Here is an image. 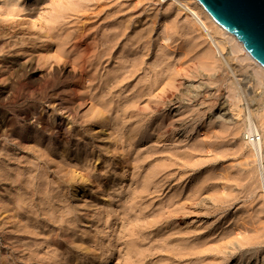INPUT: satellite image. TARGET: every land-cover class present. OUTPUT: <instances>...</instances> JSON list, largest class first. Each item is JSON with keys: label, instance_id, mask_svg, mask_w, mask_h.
I'll list each match as a JSON object with an SVG mask.
<instances>
[{"label": "rangeland", "instance_id": "1", "mask_svg": "<svg viewBox=\"0 0 264 264\" xmlns=\"http://www.w3.org/2000/svg\"><path fill=\"white\" fill-rule=\"evenodd\" d=\"M165 6L160 0H0V176H2L0 178V192L2 191L0 203L7 198L12 204L8 215L5 212L4 218L1 214L4 211L0 210V264L48 263L45 260L46 256L52 255V252H50L51 248H47L48 246L45 244L73 248V253L78 255H72V253L67 255V258L71 260L70 264H86L85 261L88 258L79 255L81 254V244H116V250L113 251L114 259H116L115 256H122V251L119 253V250H123L121 244L124 243L143 244L148 251L158 245L157 248H154L156 250L154 252L152 249L151 252L145 250L146 259L143 264H148L149 260L166 258L168 250L172 251V248L178 251V247L169 245L178 244L174 241L177 236H173L176 233L182 235L179 238L187 239L191 236V240L184 242V244L187 243L186 245L195 240L193 242H196L197 246L196 237L198 236L197 240H200V244L203 245L205 242L201 241H206L205 246L212 245L209 246L212 252L210 251V253L206 246L203 250H208L203 251L202 255L196 254L190 256V259L187 258L186 262L183 260L184 262L175 264H200V259L203 262L201 264H205L206 261L208 263L209 260V264L213 262L214 264H264V225H261L264 223V201L262 200L264 197L259 195L260 192L256 189L257 185H254L256 183L255 175L248 148L244 147L239 150L238 147L242 144L243 122L246 115L251 113L253 116L251 119L254 122L264 119V87L255 83L256 74L252 64L244 59L242 53L234 50L233 44L228 40L224 42L222 53H210L211 60L207 61L201 53L205 45L198 39L197 32L185 27L182 15L176 19L174 15H165ZM126 28L127 30H125ZM46 32H48L47 35L49 33L52 35L53 41L60 42L62 51L45 45V42L48 43V39H43L47 36ZM82 32L88 33L82 34ZM139 34L143 35L139 36ZM81 35L82 38H80ZM129 37H133L136 42L132 38L130 41ZM136 38H139V41ZM75 41H80L81 44L79 42L76 44ZM85 42L87 43L85 44ZM84 50L87 51L84 52ZM89 50L92 54L95 51L94 54L98 57L102 55L99 60L96 57L97 63L93 64L95 68L93 65V67H89L85 64L87 60L93 61L90 53L87 54L90 52ZM94 54L93 56H95ZM136 57L140 59L136 60ZM83 58L87 60L85 61ZM133 58L137 62L132 61ZM140 61L141 63H138ZM133 62L137 63L139 68L137 65L134 67ZM119 65L125 67L127 73ZM128 65L138 69L133 68L130 73L132 69H129ZM153 65L154 67H151ZM87 67L93 70L94 76ZM83 68L86 69L83 70ZM110 68L113 69L110 70ZM109 70L112 74L109 73ZM113 71L120 73L115 72L114 74ZM90 74L96 82L86 84L85 77H90ZM129 77L131 78L129 79ZM113 78L120 81L115 84ZM231 84L235 94L234 98L230 97L228 89ZM144 92L146 96H144ZM100 99L107 102L110 107L120 106V110L124 109L123 112L130 110L128 113L133 115V119L127 121L125 127L131 128L132 123L137 119L135 126L138 125L137 127L142 129L140 136H135L129 144L127 143L129 135L127 136L128 133L123 132V137H126L122 140L124 143H120L121 145L119 144L116 149L110 143V138L106 137V133L96 138V134L101 128L96 123L89 124L88 117H90L91 113L89 114V112L92 108L90 104L98 105ZM110 102L114 105L109 104ZM122 103L127 104L125 106ZM131 103H136V106L133 105V107L130 105ZM130 106L137 110H133ZM235 109L237 110L234 111ZM121 114L120 111L119 115L121 116ZM134 115L139 116L135 118ZM216 115H219V119ZM87 124L92 126H87ZM153 125L159 129H155ZM110 126L108 125L105 130ZM144 133V140H141V135ZM80 135H84L89 141L91 140L90 142H93L90 153L80 158L86 167L80 164V161H70V157L74 154L72 150L76 145H85L86 143L81 140ZM106 142L107 147L101 149L100 146ZM131 147L139 149L137 155L128 150ZM262 148L264 149V145ZM121 150H124L122 151L124 154ZM133 153L134 156H132ZM38 156L43 158L37 159ZM131 158L132 160L129 161ZM135 159L140 162L137 164ZM131 163L132 165L136 164L133 167ZM80 167L84 169L83 174L78 171ZM77 168L79 169L77 170ZM165 172L167 174H164ZM3 173L5 174L3 175ZM7 177L10 179L13 177L12 181L4 182L3 180L8 179ZM110 177L111 182L108 184ZM142 177L144 178L142 179ZM145 178L148 180H144ZM14 179L17 180L14 181ZM200 180L204 183L201 182L203 186L198 187L197 190L204 187L202 189L204 192H201L202 194L196 193L197 190L194 191L195 193L192 192L193 184ZM252 180L255 182L254 184ZM198 182L195 184V189L200 184ZM141 183L143 186L140 185ZM146 183L149 187L145 185ZM189 183L190 185H188ZM191 184L193 187H190ZM250 184H252L251 187ZM139 185L142 187H138ZM144 186L146 191L143 190ZM166 186L167 190H165ZM186 186L189 187V190ZM80 187H84V191L80 192ZM176 187L178 190L181 187V190L178 191ZM106 188L109 192L104 193ZM51 189L54 190V193L50 192ZM133 189L138 190L135 194L139 193L138 200H134V205L127 203L128 197L133 194ZM173 190L182 194L178 195L179 198L177 197L180 202L178 200L175 202L176 198L174 197L177 193H174ZM211 191L214 193L212 194ZM11 193L12 196L15 193L14 197L11 196ZM59 193L63 194L62 197ZM167 194H170V197L174 199L169 198V200ZM173 194L175 195L173 196ZM187 195L192 197L196 195L200 198H193L196 200V203L195 200L193 203L192 197L187 198ZM54 196L59 200H54ZM44 198L48 200H46L47 203ZM49 198L51 199L49 200ZM183 198L188 201L181 202ZM22 200L24 204H22ZM38 201H41V204ZM49 201H52V204L58 202L56 210L53 207L56 205H52ZM59 201L63 205L61 210ZM163 201L168 202V206H171V202L174 201L176 208L184 205L186 211L183 215L178 214L176 218L173 217V220H176L174 225L165 222L163 227L156 225V228L148 229L147 224L153 223L152 218L156 219L159 216L160 208L163 213L168 211L165 209H169V207ZM178 202L180 204L177 207ZM186 202H188L187 205H185ZM111 205L127 208L130 205H133V208L135 206L133 212L127 214L134 221V225H138V230L130 229L128 221L122 219L120 216L121 213H124L122 209H116L119 212L108 210V212L114 213L107 217L104 214L107 211L105 207ZM139 206L142 207L140 210H138ZM21 207L24 208L23 214L20 213L23 209ZM62 210L65 216L61 213V215L56 214ZM136 211L138 214H135ZM52 214L54 218L57 215L62 220L54 219ZM118 215L119 218L115 220ZM141 217L145 219L139 220L142 219ZM164 217L165 215L159 216L161 218H158L159 221H164ZM147 219L149 223L146 221ZM259 221L262 222L260 223V227L263 228L261 230L258 229L259 225L256 226ZM235 222L234 227L233 223ZM143 223L147 230L139 231V228L143 227ZM121 225H125L123 233ZM169 228L176 229L170 231ZM161 229L165 231L162 232ZM234 229L236 232L240 230L239 233L242 235H239H241L242 241H238L239 236V238H235L238 233ZM180 231H182L181 234H178ZM159 232L161 233L159 234ZM165 232L169 235L172 234L175 239L172 240L173 237L170 238ZM183 232L188 233L189 236ZM221 232L222 235L224 234L223 236L227 235L226 238L224 237L225 239L233 236L232 239L224 240ZM257 233L261 235L257 236ZM128 234L132 235V238H126ZM163 235H166L164 237L167 238L161 237ZM140 236L141 239H139ZM157 236L158 239L163 238L164 243L159 241L161 239L157 240ZM244 237L253 239L250 242H248L249 240L245 241L244 244ZM129 239L132 243L127 242ZM217 239L222 242V245L218 243L220 248L217 247ZM145 244H149V246L146 247ZM159 246L161 251L162 247H167L163 250L165 254L163 251L161 253L157 250ZM169 247L171 248L169 249ZM202 247L204 246L199 248L202 250ZM214 250L216 252H213ZM148 255H151L152 259H149ZM119 259L110 260L107 264H120L125 260L123 256ZM161 259L159 262L163 261ZM157 260L154 261L158 262ZM164 260L166 261V259ZM62 262L65 263V261ZM168 262L162 263L170 264Z\"/></svg>", "mask_w": 264, "mask_h": 264}, {"label": "bare ground", "instance_id": "2", "mask_svg": "<svg viewBox=\"0 0 264 264\" xmlns=\"http://www.w3.org/2000/svg\"><path fill=\"white\" fill-rule=\"evenodd\" d=\"M160 2L162 3V5H166L164 8L166 9L164 12V14L166 15V14H170L171 16L172 15H174V18L176 19L179 15H182L183 16V23L185 24V27H187L188 29H190L191 31L193 30L195 33L197 32V36H198V39H200V41H201V43L203 44V45H205L203 48H202V55H203V57L207 60V61H209V60H211V57H210V53H212V52H215L216 54H220V53H222V51L224 50V42H225V40H228V41H230V43H232L233 44V49L234 50H237L238 52H240V53H242L243 54V56H244V59L246 60V61H249L251 64H252V67L254 68V70H255V74H256V76H255V83H258V84H261L263 87H264V68L262 67V66H260L258 63H256L252 58H250L246 53H245V51L241 48V44L232 36V35H230V34H228L224 29H222L218 24H216L207 14H206V12L198 5V3L195 1V0H160ZM129 24V23H128ZM126 26V25H125ZM84 29V28H83ZM81 30V29H80ZM125 30H127V28L125 29ZM82 31V30H81ZM47 33L48 32H46V35H47ZM84 32H82V34H83ZM85 33H88V32H85ZM84 33V34H85ZM110 34V33H109ZM123 34H125V33H123ZM136 34V33H135ZM87 35V34H86ZM108 35V34H107ZM111 35V34H110ZM138 35V34H137ZM141 35H143V34H141ZM140 34H139V36H141ZM85 36V35H84ZM138 36V37H139ZM43 37H44V34H43ZM112 37V36H111ZM126 37V36H125ZM134 37V36H133ZM133 37H131L132 39H133ZM80 38H82V35H81V37ZM80 38H79V40H80ZM131 38L129 37V39H130V41H131ZM135 38V37H134ZM142 38V37H141ZM146 38V37H145ZM43 39H48V43L47 42H45L46 44V46L47 47H49V48H52V49H54V50H61L62 51V49L63 48H61V44H60V42H58V43H56L55 41H53V37H52V35L49 33L47 36H45V38H43ZM86 39V38H85ZM116 39H117V35H116ZM115 39V40H116ZM128 40V38H125V40ZM136 39H138L137 41H139V38H136ZM83 40H84V38H83ZM134 40V39H133ZM140 40H142V39H140ZM86 41V40H85ZM93 41V40H92ZM95 41V40H94ZM93 41V42H94ZM129 41V42H130ZM80 43L81 44V42L80 41H75V43L77 44V43ZM83 42V41H82ZM134 42H136L135 40H134ZM84 43V42H83ZM87 42H85V44H86ZM110 43V42H109ZM126 43V42H125ZM130 43H132V42H130ZM139 43V42H138ZM200 43V44H201ZM99 44V43H98ZM129 44V43H128ZM201 44V45H202ZM75 45V44H74ZM102 45V44H101ZM123 45V44H122ZM146 45V44H145ZM45 46V47H46ZM85 46V45H84ZM83 46V47H84ZM88 46V45H87ZM93 46V45H92ZM104 46V45H103ZM125 46V45H124ZM123 46V47H124ZM128 46H130V45H128ZM65 47V46H64ZM72 47V46H71ZM88 47H90V46H88ZM88 47H86L87 49H88ZM122 47V48H123ZM136 47H137V45H136ZM136 47H135V49H136ZM76 48V47H75ZM85 48V49H86ZM97 48V47H96ZM104 48V47H103ZM106 48V47H105ZM129 48V47H128ZM139 49H141V48H139ZM138 49V50H139ZM69 50V49H68ZM71 50V49H70ZM93 50V49H92ZM110 50V49H109ZM85 51H87V50H84V52ZM90 52H88L87 54L89 55V53H90V57H92L93 58V61L91 60V62H89L87 59H84L85 61L87 60V62L85 63V64H87L89 67H93L94 65V63L97 61V60H95L96 59V57H98V56H96L94 53H95V51H93L94 53V55L95 56H93V54L91 53V50H89ZM103 51H105L104 49H103ZM131 51V50H130ZM134 51V50H133ZM69 52V51H68ZM75 52V51H74ZM102 52V51H101ZM119 52V51H118ZM141 52V51H140ZM108 53V52H107ZM120 53H121V51H120ZM77 54V53H76ZM86 54V55H87ZM103 54V53H102ZM110 54V53H109ZM119 54V53H118ZM87 55V56H88ZM104 55V54H103ZM105 55H106V53H105ZM142 55V54H141ZM102 56V55H101ZM101 56H99L100 58H101ZM112 56V55H111ZM118 57L120 56V55H117ZM125 56V55H124ZM86 57V56H85ZM98 57V60L100 59ZM104 57V56H103ZM107 57H108V54H107ZM126 57V56H125ZM134 57V56H133ZM77 58H79V57H77ZM76 58V59H77ZM89 58V57H88ZM91 58V59H92ZM112 58V57H111ZM117 58V57H116ZM115 58V59H116ZM128 58V57H127ZM127 58H125V59H127ZM135 58V57H134ZM132 59V61H134L135 59ZM75 59V60H76ZM119 59H121V58H119ZM124 59V58H123ZM128 59H131V58H128ZM138 59H140V58H137L136 57V60H138ZM77 60H79V59H77ZM76 60V61H77ZM117 60V59H116ZM80 61V60H79ZM114 61V60H113ZM120 62H121V60H119ZM119 61H117V62H119ZM125 61V60H124ZM126 61H128L129 62V60H126ZM213 61V60H212ZM211 61V62H212ZM116 62V63H117ZM119 62V63H120ZM123 62V61H122ZM127 62V63H128ZM130 62H131V60H130ZM134 62H137V61H134ZM134 62H133V64H134ZM82 63H83V61H82ZM97 63V62H96ZM118 63V64H119ZM125 62H123V64H124ZM138 63H141V61L140 62H138ZM121 64V63H120ZM122 64V65H123ZM126 64V63H125ZM124 64V65H125ZM130 64V63H129ZM132 64V63H131ZM130 64V65H131ZM209 64V63H208ZM212 64H213V62H212ZM80 65V64H79ZM83 65H84V63H83ZM93 65V66H92ZM117 65V64H116ZM135 65H137V63L136 64H134V67H135ZM81 66V65H80ZM120 67H123V66H121V65H119ZM126 66H127V64H126ZM129 66V65H128ZM140 66V65H139ZM83 67V66H82ZM89 67H87L89 70H91ZM107 67V66H106ZM116 67V66H115ZM130 68L129 69H132L131 71H130V73L133 71V65H132V67L133 68H131V66H129ZM137 67H138V65H137ZM134 68V69H138V68ZM151 67H154V65L153 66H151ZM78 68H80L79 66H78ZM94 68H95V66H94ZM97 68V67H96ZM100 68V67H99ZM86 68H83V70H85ZM111 69H113V68H110V70ZM165 69V68H164ZM167 69V68H166ZM77 70H79V69H77ZM81 70V69H80ZM82 70V71H83ZM102 70V69H101ZM109 70V71H110ZM125 70V72H126V70L127 69H125V67H123V71ZM93 70H91V72H92ZM119 71H120V69H119ZM119 71H113L114 72V74H115V72L117 73H120ZM129 71V70H128ZM164 71V70H163ZM167 71V70H166ZM165 71V72H166ZM169 71V70H168ZM137 72V71H136ZM109 73H111L112 74V72L110 71ZM117 73V74H118ZM124 73V72H123ZM127 73V72H126ZM86 74V73H85ZM87 74H88V71H87ZM92 74H93V76H94V74L95 73H93L92 72ZM92 74H90V77L88 76V77H85L87 80V83L86 84H88V83H90V84H92V83H94V82H96L95 80H94V77L93 76H91ZM96 74H98V73H96ZM105 74V73H104ZM110 74V75H111ZM133 75V74H132ZM96 76H98V75H96ZM108 76H109V74H108ZM126 76V75H125ZM128 76V75H127ZM170 76V75H169ZM103 78L105 77V75L104 76H102ZM113 77V76H112ZM120 77V76H119ZM133 77V76H132ZM83 78V77H82ZM111 78V77H110ZM115 78V77H114ZM113 78V79H114ZM118 78V77H117ZM117 78H115V79H117ZM126 78H128V77H126ZM131 77H129V79H130ZM167 79H168V76L166 77ZM96 79V78H95ZM102 79V78H101ZM107 79V78H106ZM112 79V80H113ZM114 79V80H115ZM124 79V78H123ZM122 80V79H121ZM128 80V79H127ZM94 81V82H93ZM118 81V80H117ZM116 80H115V84H116V82H117ZM120 81V80H119ZM118 81V82H119ZM107 82V81H106ZM113 82V81H112ZM117 82V83H118ZM82 83V82H81ZM129 83V82H128ZM89 84V85H90ZM120 84V83H119ZM122 84H123V82H122ZM103 85V84H102ZM105 85V84H104ZM84 86V85H83ZM86 86V85H85ZM91 86V85H90ZM94 86V85H93ZM114 86V85H113ZM148 86V85H147ZM95 87V86H94ZM109 87V86H108ZM89 88V87H88ZM115 88V87H114ZM147 89H149L148 87H146ZM146 88H145V90H146ZM87 89V88H86ZM92 89V88H91ZM97 89V88H96ZM99 89V88H98ZM138 89V88H137ZM136 89V90H137ZM156 89V88H155ZM228 89H229V92H230V97L231 98H234L235 97V94L233 93V87H232V84H231V86H228ZM85 90V89H84ZM90 90V89H89ZM118 90V89H117ZM144 90V89H143ZM100 91V90H99ZM102 91H103V89H102ZM149 91V90H148ZM94 92H96V91H94ZM93 92V93H94ZM106 92V91H105ZM143 92V91H142ZM146 92V91H145ZM145 92H144V94H145ZM151 92V91H150ZM150 92H148V93H150ZM98 94V93H97ZM111 94V93H110ZM151 94V93H150ZM96 95V94H95ZM102 95V94H101ZM107 95V94H106ZM111 95H113V94H111ZM143 95V94H142ZM148 95V94H147ZM98 96V95H97ZM144 96H146V94L144 95ZM107 97V96H106ZM111 97V96H110ZM90 98V97H89ZM101 98H103V97H101ZM92 99V98H91ZM96 100L98 99V98H95ZM94 99V100H95ZM104 99V98H103ZM107 100L106 101H108V98H106ZM115 99V98H114ZM90 100V99H89ZM92 101V100H91ZM98 101H100L99 102V104H98V102H96L98 105H96L95 103H94V106L92 105V104H90L91 105V109H90V112H89V114H90V117H88V123L90 124H92V122L93 123H96V124H98L99 126H100V128L101 129H99V131H98V133L96 134L97 136H96V138H99L100 137V135L101 134H104V133H106V137H108V138H110V143L113 145V147L116 149L118 146H119V144L120 143H124V142H122V140H123V138H126V137H123V132H127L128 134H126L127 136L129 135V137L127 138L128 140V142L127 143H129V142H132L133 140H134V137L135 136H137V135H139L140 136V134L142 133V129L141 128H139V127H137V126H135V124L137 123V119H136V122L134 121V123H132V125H131V128H127V127H125V124H126V122L127 121H129V120H131V119H133V115L131 114V113H128L127 111H126V109H125V111L126 112H123L122 110H124V109H122V110H120V106H118V105H116L115 107H110L109 105H107L108 103L106 102L105 103V101L103 102V100L102 99H100V100H98ZM109 101H112V100H110L109 99ZM114 101V100H113ZM127 101V100H126ZM121 102V101H120ZM112 102H110L109 104H111ZM137 103V102H136ZM135 103V104H136ZM117 104V103H116ZM119 104V103H118ZM122 104H124V103H122ZM125 104H127V103H125ZM124 104V105H125ZM135 104H133V103H131L130 105H134V106H136ZM96 105V106H95ZM112 105H114L113 103H112ZM111 105V106H112ZM126 106V105H125ZM133 106V107H134ZM232 106V105H231ZM122 107H123V105H122ZM131 107V106H130ZM130 107H127V108H130ZM138 107V106H137ZM90 108V107H89ZM132 108V107H131ZM130 108V109H131ZM133 109V108H132ZM135 109V111L137 110L136 108H134ZM133 109V110H134ZM140 109V108H139ZM128 110V109H127ZM142 110V109H141ZM237 109H235L234 111H236ZM89 111V110H88ZM121 111V116L119 115V112ZM140 111V110H139ZM88 113V112H87ZM218 113V112H217ZM237 113H238V111H237ZM135 114H136V112H135ZM142 114V113H141ZM140 115V114H139ZM139 115H134V116H136L135 118H138L137 116H139ZM163 115V114H162ZM142 116V115H141ZM147 116V115H146ZM219 116V115H218ZM217 115H216V117H218ZM221 116V115H220ZM251 117H253L252 116V114L251 113H248L247 115H246V117H245V119H244V126H243V132H242V144L240 145V146H238L239 147V150L240 149H242V148H244V147H246V148H248V151H249V153H250V157H251V159H252V164H253V169L252 170H254L253 171V174L255 175V182H253V180H252V182H253V184L254 185H257V188L256 189H258L259 190V192H260V196L261 197H264V149L262 148V146L264 145V119L262 118V120H260V122H254L252 119H251ZM143 118V117H142ZM145 118V117H144ZM221 118V117H220ZM217 119V118H216ZM218 119H219V117H218ZM159 120V119H158ZM162 120V119H161ZM160 120V121H161ZM142 121V120H141ZM141 121H139V122H141ZM172 121V120H171ZM178 122V121H177ZM128 123V122H127ZM158 123V122H157ZM161 124H162V122H160ZM164 123H166V122H164ZM172 123V122H171ZM89 124H87V126H92V125H89ZM139 124V123H138ZM156 124V123H155ZM108 125H111L107 130H105L107 127H108ZM158 125H160V124H158ZM96 126V125H95ZM140 126V125H139ZM147 126V125H146ZM154 126V125H153ZM162 126H163V124H162ZM166 126H167V124H166ZM165 126V127H166ZM160 127V126H159ZM167 127H169V126H167ZM171 127V126H170ZM154 128H155V126H154ZM156 128H158L157 126H156ZM155 128V129H156ZM163 128V127H162ZM77 129V128H76ZM159 129V128H158ZM103 130H105V131H103ZM128 130V131H127ZM166 130V129H165ZM239 131H240V128L238 129ZM57 131V130H56ZM145 131V130H144ZM159 131V130H158ZM163 131V130H162ZM168 132H169V130H168ZM236 132H238V131H236ZM80 133V132H79ZM86 133V132H85ZM77 134V133H76ZM164 134V133H163ZM157 135V134H156ZM81 136V140L85 143V145H76V147L72 150V152L74 153L71 157H70V161L72 162V161H80V158H82L83 157V155H87L88 153H90V150H92V145H93V142H90L89 141V139H87L86 137H84V135H80ZM87 136V135H86ZM144 137H145V133L143 134V135H141V140H144ZM159 137V136H158ZM168 137V136H167ZM166 137V138H167ZM78 138V137H77ZM60 139V138H59ZM93 140V139H92ZM159 140V139H158ZM126 141V140H125ZM141 142V141H140ZM160 143V142H159ZM130 144V143H129ZM121 145V144H120ZM132 145V144H131ZM101 147V149H103V148H106L107 147V142L105 143V144H103L102 146H100ZM127 147H128V144H127ZM135 147H136V145H135ZM121 148H122V146H121ZM126 149V147H123V149ZM82 149H83V151H82ZM118 150V149H117ZM119 150H120V148H119ZM129 151H133L136 155H137V153H138V151H139V149H137V148H135L134 149V147L132 148L131 147V149H128ZM128 150H126V151H128ZM245 150V149H244ZM122 151H124V150H121V152ZM125 151V152H126ZM45 152H47V151H45ZM69 152V151H68ZM99 153V152H98ZM123 153V152H122ZM128 153H130V152H128ZM133 153V155L132 156H134L135 154ZM140 153V152H139ZM42 153H40V155H41ZM124 154V153H123ZM125 154H127V153H125ZM39 155V156H40ZM44 155V154H43ZM141 155V154H140ZM140 155H138V156H140ZM39 156H38V158L37 159H40V158H43V157H40L39 158ZM42 156V155H41ZM53 156V155H52ZM124 156H127V155H124ZM123 156V157H124ZM131 156V155H130ZM131 156V157H132ZM138 156H137V158H138ZM46 157V156H45ZM141 158H142V156H140ZM182 159V158H181ZM132 160V158L129 160V161H131ZM138 160V159H137ZM136 159H135V161L137 162V164H138V162H140V160L139 161H137ZM134 161V160H133ZM132 161V162H133ZM77 162V163H78ZM83 162V161H82ZM82 162L80 161L79 163L80 164H82ZM86 163V162H85ZM84 163V164H85ZM136 163H133V165H132V163H131V165L134 167V165H135ZM33 165V164H32ZM78 165V164H77ZM83 165V164H82ZM29 166H31V165H29ZM83 166H85L86 167V165H83ZM132 166L130 167L131 169H132ZM184 166V165H183ZM136 167V166H135ZM137 167H139V166H137ZM182 167V166H181ZM8 168V167H7ZM140 168V167H139ZM167 168H170V167H167ZM166 168V169H167ZM172 168V167H171ZM34 169V168H33ZM79 168H77V170H78ZM135 169V168H134ZM35 170V169H34ZM74 170V169H73ZM76 170V169H75ZM136 170H137V168H136ZM2 171H3V169H2ZM2 171H1V173H2ZM6 171H7V169H6ZM18 171V170H17ZM27 171V170H26ZM42 171V170H41ZM78 171H80V172H82V174H83V171H84V169L83 168H81L80 167V169L78 170ZM170 171V170H169ZM168 171V172H169ZM9 172V171H8ZM7 172V173H8ZM29 172V171H28ZM35 172V171H34ZM85 172H86V170H85ZM87 172H88V169H87ZM167 172V171H166ZM164 173V174H167V173ZM14 173V172H13ZM200 173V172H199ZM5 173H3V175H4ZM40 174V173H39ZM42 174V173H41ZM79 174H81V173H79ZM84 174H86V173H84ZM88 174V173H87ZM131 174V173H130ZM2 175V174H1ZM8 175V174H7ZM29 175V174H28ZM44 175V174H43ZM89 175V174H88ZM174 175V174H173ZM13 176V175H12ZM146 175H144V177H145ZM169 176V175H168ZM2 176H0V178H1ZM4 177V176H3ZM42 177V176H41ZM81 177H83V176H81ZM144 177H142V179L144 178ZM147 177V176H146ZM252 177V176H251ZM8 178V177H7ZM79 178H80V176H79ZM84 178V177H83ZM165 178V177H164ZM164 178H162V179H164ZM3 179V178H2ZM12 179H13V177H12ZM12 179H10V178H8V179H6L5 178V180H3L4 182L7 180V182H8V180L10 181H12ZM19 179V178H18ZM32 179V178H31ZM147 178H145L144 180H146ZM150 179V178H149ZM162 179H160V180H162ZM168 179V178H167ZM252 179V178H251ZM250 179V180H251ZM17 180V179H16ZM15 179H14V181H16ZM148 180V179H147ZM159 180V179H158ZM158 180H156V181H158ZM1 181V180H0ZM79 181V180H78ZM77 181V182H78ZM82 181V180H81ZM89 181V180H88ZM88 181H86V182H88ZM163 181V180H162ZM167 181V180H166ZM169 181V180H168ZM22 182V181H21ZM91 182V181H90ZM110 182H111V177L109 178V181H108V184H110ZM145 182V181H144ZM147 182V181H146ZM160 182V181H159ZM198 182V181H197ZM197 182H195L193 185H194V187L192 186V184H191V186L190 187H193L194 189H195V184L197 183ZM201 182L202 183H204V181H202V180H200V182H198V184L200 183L201 184ZM11 183V182H10ZM16 183V182H15ZM82 183V182H81ZM80 183V184H81ZM84 183V182H83ZM82 183V184H83ZM99 183V182H98ZM97 183V184H98ZM157 183V182H156ZM168 183V182H167ZM167 183H165V184H167ZM174 183V182H173ZM192 183H193V180H192ZM251 183V182H250ZM90 184V183H89ZM138 184V183H137ZM148 183H146L145 185H147ZM154 184V183H153ZM160 184V183H159ZM163 184V183H162ZM171 184H172V182H171ZM198 185L197 187H196V189L194 190L193 188H190V189H193V190H191L192 192H194V191H196L197 190V188L199 187L200 188V186H203L202 184L201 185ZM22 185H23V183H22ZM76 185H78V184H76ZM85 185V184H84ZM86 185H88V184H86ZM99 185V184H98ZM140 185H142V183L140 184ZM138 186V187H142V186ZM150 185V184H149ZM188 185H190V183L188 184ZM251 185L252 184H250V187H251ZM11 186V185H10ZM80 186H82V185H80ZM101 186V185H100ZM154 186H156V185H154ZM161 186V185H160ZM177 186V185H176ZM211 187H212V185H210ZM214 186V185H213ZM1 187V186H0ZM4 187V186H3ZM56 187V186H55ZM147 187H149L148 185H147ZM151 187V186H150ZM159 187V186H158ZM158 187H156L157 189H158ZM162 187H163V185H162ZM161 187V188H162ZM173 188L175 187V186H172ZM181 187H182V184H181ZM180 187V188H181ZM187 187V186H186ZM12 188V187H11ZM46 188V187H45ZM143 188H145V189H143L144 191H146L147 189H146V187L144 186ZM168 188H169V185H168ZM177 188V187H176ZM179 188V190H181ZM189 187H187V189H188ZM204 188V187H203ZM203 188H201V189H198L197 191L198 192H196V193H201V192H204V190H202ZM210 188V187H209ZM208 188V189H209ZM4 189V188H3ZM7 189H9V188H7ZM21 189H22V187H21ZM20 189V190H21ZM24 189V188H23ZM38 189V188H37ZM40 189V188H39ZM53 189V188H52ZM51 189V190H52ZM55 189V188H54ZM84 187H80L79 188V191L80 192H82V191H84ZM182 189H184V188H182ZM207 189V188H206ZM212 189H214V187H212ZM211 188H210V190H212ZM6 190V189H5ZM14 190V189H13ZM19 190V189H18ZM17 190V191H18ZM41 190H42V188H41ZM45 190V189H44ZM56 190H57V187H56ZM134 191L132 192L133 194H130V196L128 197V202L127 203H131V204H133L134 205V200H138V196H139V193H136L135 194V192H138V190H135V189H133ZM161 190V189H160ZM160 190H159V192H160ZM165 190H167V186H166V189ZM171 190V189H170ZM174 190H176V189H174ZM173 190V191H174ZM177 190H178V188H177ZM178 190V191H179ZM186 190V189H185ZM189 190V189H188ZM200 190V191H199ZM202 190V191H201ZM28 191H30V190H28ZM43 191V190H42ZM164 191V190H163ZM169 191V190H168ZM172 191V190H171ZM184 191V190H183ZM205 191H208V190H205ZM2 192V191H1ZM0 192V193H1ZM9 193L11 192V190L10 191H8ZM14 192V191H13ZM39 192V191H38ZM37 192V193H38ZM50 192H53L54 193V190H52V191H50ZM60 192V191H59ZM105 192H109V190H108V188H106L105 189V191H104V193ZM157 192V191H156ZM189 192V191H188ZM29 193V192H28ZM41 193V192H40ZM52 193V194H53ZM57 193V192H56ZM55 193V194H56ZM103 193V194H104ZM163 193V192H162ZM171 193V192H170ZM173 193V192H172ZM174 193H177L176 195L175 194H173V196L175 195V197L174 198H176V199H174V200H176L175 202H177V200L179 201V199H177V197L179 198V196L178 195H182L181 193L180 194H178L179 192H175L174 191ZM190 193V192H189ZM189 193H185V194H189ZM195 193V192H194ZM193 193V194H194ZM206 194L208 193V192H205ZM211 193L213 194L214 192H212L211 191ZM2 194V193H1ZM6 194V193H5ZM48 194V193H47ZM60 194V193H59ZM79 194V193H78ZM135 194V196H132V195H134ZM160 194V193H159ZM164 194V193H163ZM163 194H161V196H163ZM202 194V193H201ZM9 195V194H8ZM14 195H15V193L13 194V196H12V193H11V196L12 197H14ZM41 195V194H40ZM39 195V196H40ZM50 195V194H49ZM54 195V194H53ZM61 195V197H62V193L60 194ZM157 195H158V192H157ZM197 195V194H196ZM196 195H194L193 197L192 196H190V195H187L186 197L187 198H190V197H192L191 199H192V202H193V200H195L198 196H196ZM204 195V194H203ZM29 196V195H28ZM37 196V195H36ZM56 196V195H55ZM54 196V200H59V198L57 199L56 197ZM105 196V195H104ZM109 197H110V195H108ZM167 196H169L168 197V199L170 198V199H172V197H170L171 195L169 194H167ZM199 196H201V195H199ZM226 196V195H225ZM10 197V196H9ZM9 197H8V199H9ZM12 197H10V198H12ZM24 197V196H23ZM43 197V196H42ZM44 197L45 198H47L46 197V195H44ZM53 197V196H52ZM60 197V198H61ZM103 197V196H102ZM158 197V196H157ZM157 197H156V199H157ZM196 197V198H195ZM228 197V196H227ZM21 198V197H20ZM24 198H26V197H24ZM40 198V197H39ZM44 198V200L46 201L47 199H45ZM113 198V197H112ZM140 198V197H139ZM144 198V197H143ZM160 198V197H159ZM167 197H166V194H165V199H166ZM193 198H195V199H193ZM200 197H198V199H199ZM2 199V198H1ZM5 199V198H4ZM17 199V198H16ZM51 198H49V200H50ZM106 199H107V197H106ZM169 199V200H170ZM172 199V200H173ZM190 199V200H191ZM197 199V200H198ZM12 200V199H11ZM15 200V199H14ZM40 200H42V198H40ZM53 200V199H52ZM110 200H111V198H110ZM142 199H140V201H141ZM164 200V199H163ZM167 200V199H166ZM165 200V201H166ZM168 200V201H169ZM183 200H187L186 198L184 199H182V201L181 202H184L185 203V201H183ZM263 201H264V199H262ZM1 201H3V200H1ZM13 201V200H12ZM20 201H21V199H20ZM23 201V200H22ZM28 201V200H27ZM48 201V200H47ZM47 201H46V203H47ZM61 201V200H60ZM59 201V204L61 203ZM127 201V200H126ZM160 201V200H159ZM188 201V200H187ZM201 201V200H200ZM224 201V200H223ZM17 202V201H16ZM15 202V203H16ZM32 202V201H31ZM30 202V203H31ZM39 202V201H38ZM52 202V201H51ZM50 201H49V203H51ZM54 202V201H53ZM63 203L65 202V199H64V201H62ZM142 202V201H141ZM158 202V201H157ZM156 202V203H157ZM164 202V201H163ZM174 202V201H173ZM173 202H171V204H170V202H169V204L171 205V206H168V202H164V203H167V207H169V209H165L164 207H163V209H165L167 212H164L163 213V211H161L160 209V207L162 206H160V207H157V208H160L158 211H160L162 214H164L165 215V217L163 218L164 219V221H159V219H161V218H159V216L160 217H163L164 215H160V212H159V216H155L156 217V219L155 218H152V221L154 220V222L153 223H151V224H147V227H148V229L150 228H152V227H155L156 228V225L157 226H162L163 227V224H165V222H167V223H171V225H174L175 223H176V220H173L174 218H176L177 216H178V214H182L183 215V213L186 211V208H185V206L183 205H181V207H179V208H176V207H174V203ZM180 202V201H179ZM177 203L176 205H177V207H178V205L180 204V203ZM190 202V201H189ZM199 202V201H198ZM212 202V201H211ZM14 203V202H13ZM40 204H41V201L39 202ZM43 203V202H42ZM126 203V202H125ZM126 203V204H127ZM163 203V204H164ZM173 203V204H172ZM187 203L188 202H186V204L185 205H187ZM194 203V202H193ZM195 203H196V200H195ZM222 203V202H221ZM19 204V203H18ZM22 204H24V201H23V203ZM52 204V203H51ZM57 204H58V202H57ZM57 204L54 202V204H52V205H56V206H53L54 208L55 207H57ZM101 204H103V203H101ZM135 204H136V202H135ZM137 204H138V202H137ZM159 204H162L161 202H159ZM158 204V205H159ZM202 204H203V202H202ZM220 204V203H219ZM61 206L59 207V209L61 208V207H63V205L62 204H60ZM125 205V204H124ZM133 205H130V207H122V206H114V205H111V206H109V207H105V209L107 210L106 212H104V214H106V216L107 217H109V216H111L112 215V213H114V212H108V210H116V209H122L123 210V214L121 213L120 214V216H122V219H126V222L128 221V224H129V227H130V229H132V230H135V229H137L138 230V225L136 226V225H134V221L128 216V212L129 213H131V212H133V210H134V208H135V206H134V208H133ZM157 205V206H158ZM189 205H191V204H189ZM196 205V204H195ZM11 206H12V204H11V202H9L8 200H7V198L4 200V202H2V203H0V210H2V211H4L3 213H1V214H3L2 216H3V218L5 217V215H6V213H7V215H8V212L10 211V209H11ZM43 206H44V203H43ZM141 206V205H140ZM139 206V207H140ZM203 206V205H202ZM14 207V206H13ZM20 207V206H19ZM23 207H26V206H23ZM23 207H21V208H23ZM52 207V206H51ZM52 207V210H54V208ZM144 207V206H143ZM155 207H156V204H155ZM154 207V208H155ZM165 207H166V205H165ZM172 207H174V208H172ZM182 207H184V208H182ZM187 207V206H186ZM191 207V206H190ZM199 207V206H198ZM43 208V207H42ZM142 207H140L138 210H140ZM171 208V209H170ZM188 208V207H187ZM14 209V208H13ZM26 209H28L27 207H26ZM45 209V208H44ZM51 209V208H50ZM64 209V208H63ZM144 209H146L145 207H144ZM156 209V208H155ZM184 209V210H183ZM224 209V208H223ZM19 210V212H20V209H18ZM23 210H24V208L23 209H21V212L20 213H22L23 214ZM51 210V211H52ZM55 210H56V208H55ZM54 210V211H55ZM58 210V209H57ZM61 210V209H60ZM135 210H137V209H135ZM157 210V209H156ZM164 210V211H165ZM183 210V211H182ZM43 211V210H42ZM41 211V212H42ZM45 211V210H44ZM43 211V212H44ZM47 211V210H46ZM50 211V212H51ZM118 210H116V212H117ZM121 211V210H120ZM157 211V212H158ZM182 211V212H181ZM202 211H204V210H202ZM1 212V211H0ZM6 212V213H5ZM16 212V211H15ZM26 212V211H25ZM119 212V211H118ZM137 213H135V214H138V211H136ZM154 212H155V210H154ZM181 212V213H180ZM5 213V214H4ZM54 213V212H53ZM63 214V216H65V214H64V212H63V210L61 211V212H58V213H56V214ZM65 213H67V212H65ZM139 213H140V211H139ZM187 213V212H186ZM0 214V215H1ZM10 214V213H9ZM60 214V215H61ZM67 214H69V213H67ZM117 214V213H116ZM154 214V213H153ZM155 214H156V212H155ZM154 214V215H155ZM17 215V214H16ZM28 215V214H27ZM33 215V214H32ZM153 215V216H154ZM157 215H158V213H157ZM52 216H53V218H54V215L52 214ZM144 216V215H143ZM7 217V216H6ZM27 217V216H26ZM67 217V216H66ZM134 217H136L135 215H134ZM139 217V216H138ZM174 217V218H173ZM8 218V217H7ZM25 218V217H24ZM56 218L58 219V221H59V219H61V217L59 216V218H58V216L56 215ZM56 218H54V219H56ZM63 218V217H62ZM65 218V217H64ZM111 218V217H110ZM119 218V215L117 216V217H115V220L116 219H118ZM129 218H130V221H129ZM142 218V217H141ZM144 218V217H143ZM139 219V220H144V219ZM159 218V219H158ZM50 219V218H49ZM136 219H138V218H136ZM162 219V220H163ZM4 220H7V219H4ZM9 220V219H8ZM62 220V219H61ZM138 220V221H139ZM158 220V221H157ZM258 220H260V219H258ZM33 221V220H32ZM136 221V220H135ZM146 221H148V219L146 220ZM151 221V222H152ZM157 221V222H156ZM170 221V222H169ZM178 221V220H177ZM236 221V220H235ZM6 222V221H5ZM9 222V221H8ZM25 222V221H24ZM62 222V221H61ZM130 222V223H129ZM237 222V221H236ZM236 222L235 223H233V225H234V227H235V225H236ZM36 223V222H35ZM139 223V222H138ZM137 223V224H138ZM148 223H149V221H148ZM166 223V224H167ZM259 224H256V226H258L259 228L258 229H263L262 227H260V223H262V222H258ZM4 224V223H3ZM55 224V223H54ZM66 224V223H65ZM141 224V223H140ZM139 224V225H140ZM22 225V224H21ZM28 225V224H27ZM56 225V224H55ZM62 225V224H61ZM170 225V226H171ZM178 225H180V224H178ZM237 225H238V223H237ZM261 225H264V223H262ZM142 226V225H141ZM144 223H143V227H140L139 229V231H141V230H143V229H145L144 228ZM36 227V226H35ZM160 227H158L159 229H160ZM238 227V226H237ZM241 227V226H240ZM240 227H239V229H240ZM264 227V226H263ZM23 228V230H24V227H22ZM32 228H33V226H32ZM66 228V227H65ZM120 228V227H119ZM125 229V225H121V229H122V233L124 232V229ZM135 228V229H134ZM155 228H153V229H155ZM173 228V227H172ZM171 228V229H172ZM256 228V227H255ZM254 228V229H255ZM18 229V228H17ZM21 229V228H20ZM30 229V228H29ZM28 229V230H29ZM34 229H36V228H34ZM168 229V228H167ZM166 229V230H167ZM171 229L169 228V230L171 231ZM176 228H174V230H175ZM177 229H178V226H177ZM236 229V228H235ZM235 229H234V231H235ZM57 230V229H56ZM119 230V229H118ZM145 230H147V229H145ZM156 230H158V229H156ZM162 230V229H161ZM173 229H172V231H174ZM259 230V231H260ZM160 231V230H159ZM165 230H162V232H164ZM179 231V230H178ZM240 231V230H239ZM239 231H235L236 233H238V235L237 236H235V238L236 237H238L237 239H238V241H240L242 238H241V233H239ZM256 231H258L257 230V228H256ZM38 232V231H37ZM132 232V231H131ZM136 232V231H135ZM134 232V233H135ZM156 232V231H155ZM169 232V231H168ZM176 232V231H175ZM175 232H173V233H175ZM181 232L182 231H180V232H178V234H181ZM214 232V231H213ZM245 232V231H244ZM252 232V231H251ZM262 232V231H261ZM121 233V232H120ZM161 232H159V234H160ZM166 233V232H165ZM171 233V232H170ZM184 234H186L187 236H189L188 235V233H186V232H183ZM216 233H217V231H216ZM249 233V232H248ZM254 233V232H253ZM252 233V235H255V234H253ZM256 233V232H255ZM53 234V233H52ZM132 234H133V232H132ZM155 234V233H154ZM154 234H152V235H154ZM164 234V233H163ZM167 234V233H166ZM183 234V235H184ZM239 234H241V235H239ZM249 234H251V233H249ZM67 235V234H66ZM123 235V234H122ZM134 235H136V234H134ZM156 235H157V232H156ZM162 235V234H161ZM167 235H169V234H167ZM221 235H222V232H221ZM220 235V236H221ZM224 235V234H223ZM222 235V236H223ZM231 235V234H230ZM229 235V236H230ZM252 235H250L251 237H253ZM259 235H261V234H259ZM258 235V233H257V236H259ZM262 235H263V233H262ZM39 236V235H38ZM48 236V235H47ZM132 236V235H131ZM129 234L127 235V237L126 238H132ZM164 236H166V235H163V236H161V237H164ZM170 236V238L171 237H173V236H177L176 237V239H175V237H173V239L172 240H174L175 242H178V244L176 243V244H169L170 246H176V247H178L179 249H178V251H176V250H173V248H172V251L171 250H168V255H167V257L166 258H164V259H166V261L162 258H159V256H158V260L157 259H154V260H157L158 262H156V261H152V260H149L150 262H148V264H160V263H162V262H168V263H170V264H175V263H180L181 261H183V260H185V262H186V260H187V258H189L190 256L192 257L193 255H198V256H200V255H202L203 254V251H207L208 249H209V252L211 251V249L209 248V246L211 245H206V246H208V249L207 250H203L206 246L204 245L205 243H206V241H201V242H205V243H203V245L202 244H200V240H197V237L196 236H194V237H196V241H198L197 242V246H196V242H193V241H195V240H192V243H188V245H194V246H188V245H186V244H184V242H186V241H188V240H191V236L188 238L187 237V239L186 238H184V237H182V238H179V236L180 235H177V233L176 234H173V236H172V234H170L169 235ZM168 236V237H169ZM182 236V235H181ZM180 236V237H181ZM185 236V235H184ZM212 236V235H211ZM220 236H218L220 239H221V237ZM244 236V235H243ZM249 236V237H250ZM17 237V236H16ZM40 237V236H39ZM124 237V236H123ZM136 237H137V235H136ZM146 237V236H145ZM152 237H155V236H152ZM160 237V236H159ZM161 237L159 238V239H161ZM193 237V236H192ZM225 236H223L222 238L224 239V240H229V239H232V237L230 238V237H228L229 239H225L226 237H227V235H226V237L224 238ZM249 237H247V238H245L244 239V241H243V243L245 242V241H248V242H250V241H252V239L254 238V237H256V235L253 237V238H251V239H249ZM14 238V237H13ZM46 238V237H45ZM65 238V237H64ZM134 238V237H133ZM164 238H167V237H164ZM199 238V237H198ZM15 239V238H14ZM116 239V238H115ZM139 239H141V236H140V238ZM142 239H143V237H142ZM158 239V236H157V240H159ZM204 239H206L205 237H204ZM234 239V238H233ZM236 239V240H237ZM262 239H263V237H262ZM144 240V239H143ZM163 238L161 239V240H159V241H161L162 243H164L163 241ZM222 240V239H221ZM255 240V239H254ZM258 240V239H257ZM257 240H255V241H257ZM45 241V240H44ZM115 241V240H114ZM113 241V242H114ZM140 241V240H139ZM216 241H218V239L216 240ZM220 241V240H219ZM217 242V247H218V245H222V242L220 241V242ZM223 241V240H222ZM231 241V240H230ZM229 241V242H230ZM234 241H235V239H234ZM242 241V240H241ZM128 243H132V241L129 239V241H127ZM134 242V241H133ZM142 242V241H141ZM166 242V241H165ZM224 242V241H223ZM232 242V241H231ZM263 242V241H262ZM35 243V242H34ZM170 243V242H169ZM180 243H182V244H180ZM195 243V244H194ZM200 245H199V244ZM215 243V242H214ZM218 243H220V244H218ZM237 243H239V242H237ZM242 243V242H241ZM247 243V242H246ZM231 244V243H230ZM245 244V243H244ZM84 245V246H83ZM81 244V250H80V253L81 254H79V255H83L84 257H87L88 259H86V261H85V263L86 264H107L110 260H117V258L119 259V258H122V256H123V258L125 259L124 260V262L122 261V263H120V264H143V262L145 261V259H146V253H145V250H146V248L143 246V244H126V243H124V244H121V245H123V246H121V247H123L122 249L123 250H119V253H120V251H122V253H121V257H117V256H115L116 257V259H114V256H113V251L114 250H116L115 248H116V244H88V245H85V244ZM146 245V244H145ZM151 245V244H150ZM155 245V244H154ZM163 245V244H162ZM165 245V244H164ZM167 245H168V243H167ZM166 245V246H167ZM198 245H199V247L200 246H204V247H202V250L198 247ZM215 245V248H216V243L214 244ZM240 245V244H239ZM238 245V246H239ZM45 246H48L47 248H51L50 249V252H52V255H47L46 257H47V259H45V258H43V259H45V260H47L46 262H48V263H45V264H70L71 262V260H69V258H67V255L68 254H70V253H72V255H78V254H76V253H73V251H74V249L73 248H70V247H63V248H61L59 245H56V244H45ZM118 246V245H117ZM120 246V245H119ZM147 246H149V244L148 245H146V247ZM158 246V245H157ZM157 246H155L156 248H157ZM212 246V245H211ZM152 247V246H151ZM154 247V248H155ZM198 247V248H197ZM46 248V247H45ZM44 248V249H45ZM76 248V247H75ZM78 248V247H77ZM117 248H119L120 249V247H117ZM149 248V247H148ZM154 248H151L152 249V252H154ZM161 247L159 246V249H157V250H159L161 253H162V251L164 250V248H167V247H165L164 246V248L162 247V251H161V249H160ZM171 247H169V249H170ZM215 248H213V249H215ZM218 248H220V247H218ZM151 249H149V251L151 250ZM175 249V248H174ZM200 249V250H199ZM227 249V248H226ZM200 252H199V251ZM219 250H221V249H219ZM222 250H223V248H222ZM225 250V249H224ZM146 251H148V250H146ZM148 251V252H149ZM156 251V250H155ZM165 251H166V249H165ZM202 251V252H201ZM50 252H48V253H50ZM151 252V251H150ZM158 252V251H157ZM157 252H155L156 254H157ZM212 252V251H211ZM210 252V253H211ZM213 252H216L215 250L213 251ZM116 253H118V252H116ZM163 253H164V251H163ZM167 253V252H166ZM202 253V254H201ZM206 253V252H205ZM149 254V253H148ZM155 254V255H156ZM165 254V253H164ZM32 255V254H31ZM149 256V255H148ZM147 256V257H148ZM151 256V255H150ZM149 256V257H150ZM154 256V255H153ZM162 256V255H161ZM76 257V256H75ZM155 257V256H154ZM36 258V257H35ZM38 258V257H37ZM156 258V257H155ZM198 258V257H197ZM24 259V258H23ZM34 259V258H33ZM149 259H152V257H150ZM163 260L162 262H159V260ZM190 259V258H189ZM204 259H205V257H204ZM211 259V258H210ZM32 260V259H31ZM68 260V261H67ZM120 260V259H119ZM168 260V261H167ZM201 260V262H202V259H200ZM208 260H209V258H208ZM214 260V259H213ZM27 261V260H26ZM29 261H30V259H29ZM28 261V262H29ZM62 261H65V263H63ZM125 261H126V263H125ZM151 261H152V263H151ZM189 261V260H188ZM188 261H187V263H188ZM205 261V260H204ZM216 261V260H215ZM38 262V261H37ZM74 262V261H73ZM119 262V261H118ZM153 262H156V263H153ZM184 262V261H183ZM200 262V261H199ZM201 262H200V264H201ZM207 262V261H206ZM205 262V264H209V262H210V260L208 261V263H206ZM39 263H41V262H39ZM43 263V262H42ZM113 263V262H112ZM203 263V262H202ZM211 263H212V261H211ZM215 263H217V261L215 262ZM83 264V263H82ZM163 264V263H162ZM181 264H183V263H181ZM190 264V263H189ZM194 264H196V263H194ZM212 264H214V262L212 263Z\"/></svg>", "mask_w": 264, "mask_h": 264}, {"label": "water", "instance_id": "3", "mask_svg": "<svg viewBox=\"0 0 264 264\" xmlns=\"http://www.w3.org/2000/svg\"><path fill=\"white\" fill-rule=\"evenodd\" d=\"M264 68V0H195Z\"/></svg>", "mask_w": 264, "mask_h": 264}]
</instances>
